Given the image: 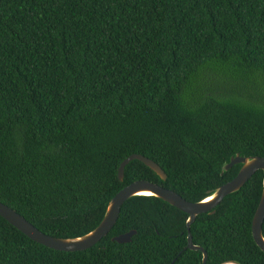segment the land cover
<instances>
[{
  "label": "trees",
  "instance_id": "1",
  "mask_svg": "<svg viewBox=\"0 0 264 264\" xmlns=\"http://www.w3.org/2000/svg\"><path fill=\"white\" fill-rule=\"evenodd\" d=\"M131 155L166 181L131 161L119 182ZM236 155L264 158V0H0V203L41 233H90L136 181L202 201L235 178L241 165L221 172ZM262 182L190 225L205 264H264ZM187 219L133 197L100 242L65 253L0 217V264H201Z\"/></svg>",
  "mask_w": 264,
  "mask_h": 264
},
{
  "label": "water",
  "instance_id": "2",
  "mask_svg": "<svg viewBox=\"0 0 264 264\" xmlns=\"http://www.w3.org/2000/svg\"><path fill=\"white\" fill-rule=\"evenodd\" d=\"M131 161H139L148 169H150L161 181H166V175L154 162L140 155H131L120 164L117 170L119 182H122L123 180V171L125 166ZM235 165H241V168L239 169L235 178H233L230 182L220 186L206 199L196 203L187 202L176 193L166 190L156 184H151L146 181H136L131 183L120 190L110 200L100 224L90 233L75 239H60L47 236L28 223L22 216L2 203H0V217L30 241L47 249L65 253L82 252L92 248L108 235L119 217L122 205L126 201L133 197L144 196L142 193H149V196L144 197H155L180 210L188 216L186 223L187 245L185 249L190 251H200L202 253L201 264H205L207 259L206 252L200 247L194 246L192 244L190 225L200 215L214 214V208L217 207L226 196L239 191L257 171H262V193L259 204L252 218L251 235L256 246L261 250V252L264 253V238L262 235V225L264 222V158H246L236 155L235 157L230 158L227 164L223 165L221 174L229 171ZM134 235L135 231H130L124 235L112 238L111 241L117 244H127L131 241V238ZM225 264L238 263L229 262Z\"/></svg>",
  "mask_w": 264,
  "mask_h": 264
},
{
  "label": "bare ground",
  "instance_id": "3",
  "mask_svg": "<svg viewBox=\"0 0 264 264\" xmlns=\"http://www.w3.org/2000/svg\"><path fill=\"white\" fill-rule=\"evenodd\" d=\"M142 195L149 196L150 194L149 193H142Z\"/></svg>",
  "mask_w": 264,
  "mask_h": 264
}]
</instances>
